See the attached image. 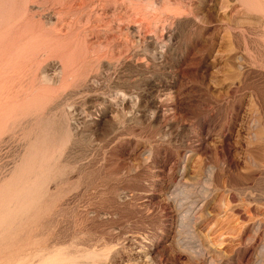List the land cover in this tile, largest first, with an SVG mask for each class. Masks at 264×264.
<instances>
[{
  "label": "rangeland",
  "instance_id": "1",
  "mask_svg": "<svg viewBox=\"0 0 264 264\" xmlns=\"http://www.w3.org/2000/svg\"><path fill=\"white\" fill-rule=\"evenodd\" d=\"M0 65V264H264V0H0Z\"/></svg>",
  "mask_w": 264,
  "mask_h": 264
},
{
  "label": "bare ground",
  "instance_id": "2",
  "mask_svg": "<svg viewBox=\"0 0 264 264\" xmlns=\"http://www.w3.org/2000/svg\"><path fill=\"white\" fill-rule=\"evenodd\" d=\"M0 66H1V65H0ZM11 79H12V78H11ZM10 85H11V84H10ZM23 96H24V95H23ZM5 97H6V96H5ZM4 100H5V99H4ZM4 100H3V101H4ZM1 101H2V100H1ZM13 223H14V222H13ZM4 227H5V226H4ZM7 229H8V228H7ZM14 256H15V255H14ZM8 262H9V261H8Z\"/></svg>",
  "mask_w": 264,
  "mask_h": 264
}]
</instances>
